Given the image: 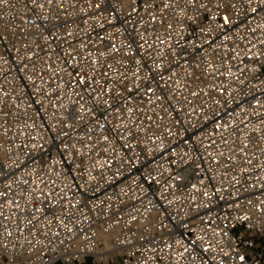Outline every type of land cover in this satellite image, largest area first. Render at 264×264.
Wrapping results in <instances>:
<instances>
[{
    "label": "built area",
    "instance_id": "obj_1",
    "mask_svg": "<svg viewBox=\"0 0 264 264\" xmlns=\"http://www.w3.org/2000/svg\"><path fill=\"white\" fill-rule=\"evenodd\" d=\"M163 2L0 3V264H239L236 218L258 230L264 201V0H211L215 22Z\"/></svg>",
    "mask_w": 264,
    "mask_h": 264
},
{
    "label": "snow or ice",
    "instance_id": "obj_2",
    "mask_svg": "<svg viewBox=\"0 0 264 264\" xmlns=\"http://www.w3.org/2000/svg\"><path fill=\"white\" fill-rule=\"evenodd\" d=\"M33 2L35 3V0H33ZM0 3H6V0H0ZM141 6L145 8V10L149 11V13L151 14V8L153 7L152 4L148 3V0H140ZM249 3H251V0H249ZM133 4H136V0H133ZM189 5L192 6V8L195 10L196 15H199V10H203L204 12L209 13V16L207 17V19H209L212 22H215L217 20V15L216 14H212V2L211 0H207V2H200L199 4H197V0H186L185 3V8H187ZM229 5L224 3V0H216V4H215V8H216V12L220 13L221 9L227 8ZM232 7H235L236 5L233 3L231 5ZM41 8L44 7V5H40ZM95 7H100V5H95ZM161 7L163 8H168L169 7V0H164V2L162 3ZM137 9L135 8V6L133 7V11H136ZM253 12L256 11L255 8L252 9ZM181 14L183 15L184 13V8L180 9ZM152 19L155 20V16H152ZM196 20V16H191V17H187L186 20ZM221 23L218 24V27L223 29L226 26H228L231 23V19L227 14H222L221 17ZM169 27H171V25H168ZM213 29L211 27H204L201 26L200 27V32L201 34H205L206 32H211ZM0 36H2V34H0ZM225 40L228 39L227 36L224 37ZM209 44H211V41H209ZM129 47H131V45H129ZM118 51V50H117ZM139 63V62H138ZM159 67V66H157ZM163 78V77H161ZM29 79H31V77H29ZM79 84H86L87 83V79L85 76H80L79 80H78ZM109 92L112 91V89H108ZM130 91V90H129ZM148 91H154L153 89L149 88ZM193 95H195V93H193ZM107 103V101H106ZM257 103H259V101H257ZM81 108H83V105H81ZM116 111H120L119 108L116 109ZM5 115H7V113H5ZM73 119L76 118L75 115L72 116ZM261 123L264 124V119L261 120ZM247 127V125H245ZM101 127H103V125H101ZM217 128L221 127V125L217 124L216 125ZM255 131V130H254ZM105 140H107V137H104ZM248 139L252 142V143H257L258 141L256 140V138L252 135H249ZM260 139H264V130H261V134H260ZM66 148L68 147L67 145L65 146ZM245 147H247V145H245ZM250 163V161H249ZM146 180H152L154 181L155 178L152 177L151 173H149V176L145 178ZM264 187V186H262ZM205 195H207L205 193ZM234 205L236 207H240L238 201H234L233 202ZM248 204L252 205L253 208H255L259 213H260V228L257 230L255 224H253V216L245 213L241 216H238L236 218L237 221V225L239 224H244L245 227L241 229V231L244 232L243 238H240L237 235V240L238 243L234 246L232 245L231 241L229 242V247H236L237 251L235 253V257L236 260L239 261V264H252L251 258L247 257L246 254H241V252L239 251V249L241 247H243L244 245H250V244H254L256 242V237L257 236H261V233H264V201H257L255 203H253V201L251 199L248 200ZM231 214H229L230 216ZM255 231L256 232V236H253L251 233ZM10 235V233H9ZM197 239L202 240L203 237H197ZM261 240H264V236H261ZM196 243L195 240L192 241V245H194ZM6 247V245H5ZM185 251H188V248H185ZM204 251L207 252L209 251V248H204ZM247 251V249H245V252ZM76 253L73 252H68L65 256V259L69 262V264H80V262L76 259H74ZM232 256L229 255L228 256V260H231ZM228 260H222L220 262V264H228Z\"/></svg>",
    "mask_w": 264,
    "mask_h": 264
},
{
    "label": "rangeland",
    "instance_id": "obj_3",
    "mask_svg": "<svg viewBox=\"0 0 264 264\" xmlns=\"http://www.w3.org/2000/svg\"><path fill=\"white\" fill-rule=\"evenodd\" d=\"M257 243L259 244V245H261V244H263L264 243V240H257ZM120 261H121V258H119V257H117V258H115V264H120Z\"/></svg>",
    "mask_w": 264,
    "mask_h": 264
},
{
    "label": "bare ground",
    "instance_id": "obj_4",
    "mask_svg": "<svg viewBox=\"0 0 264 264\" xmlns=\"http://www.w3.org/2000/svg\"><path fill=\"white\" fill-rule=\"evenodd\" d=\"M105 244H106V248H109V246H110V245H109V244H110V241H109V240H106V241H105ZM103 252H104V250H100V251H99L100 255H102ZM103 256L105 257V255H103Z\"/></svg>",
    "mask_w": 264,
    "mask_h": 264
}]
</instances>
